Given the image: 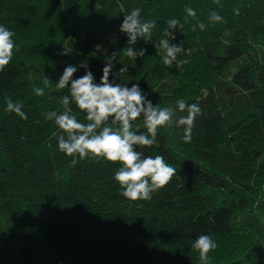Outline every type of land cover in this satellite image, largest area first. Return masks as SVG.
<instances>
[{
  "label": "trees",
  "instance_id": "obj_1",
  "mask_svg": "<svg viewBox=\"0 0 264 264\" xmlns=\"http://www.w3.org/2000/svg\"><path fill=\"white\" fill-rule=\"evenodd\" d=\"M136 7L142 19L156 22L152 42L166 38L181 46L187 51L178 59L186 63L164 65L142 39L133 47L147 49L143 58L125 55L127 36L119 28ZM212 11L221 22L210 21ZM172 18L181 25L174 39L164 36ZM0 25L14 33L18 48L0 72V101L45 87L41 65L28 61L33 55L48 62L47 77L56 85L68 65L77 67L73 79L90 70L99 83L115 53L111 82L138 83L162 108L184 99L202 110L190 143L174 118L159 129L156 144L137 149L162 155L176 175L151 200L131 201L113 178L118 164L59 151L63 133L45 114L63 111L67 88L51 84L43 97L21 100L27 120L7 112L5 103L0 264H200L192 244L201 234L222 244L209 253L211 264H264V0H0ZM124 65L128 71L120 74ZM133 131L146 132L142 118ZM25 232L28 240L13 236Z\"/></svg>",
  "mask_w": 264,
  "mask_h": 264
},
{
  "label": "clouds",
  "instance_id": "obj_2",
  "mask_svg": "<svg viewBox=\"0 0 264 264\" xmlns=\"http://www.w3.org/2000/svg\"><path fill=\"white\" fill-rule=\"evenodd\" d=\"M187 15L196 16V11L186 6ZM141 8H133L129 14L123 16L119 31L127 36L125 55L130 60L143 58L146 48L135 49L133 46L138 39L146 44L152 42V30L156 26L154 20H144L141 17ZM239 14V10H236ZM212 22H221V17L212 11L209 17ZM164 36L173 39L174 30L180 25L176 18L167 20ZM197 26H193V31ZM201 30L206 25L198 24ZM14 33L6 26L0 25V72L12 61L18 51L13 40ZM153 43V42H152ZM157 54L162 56L163 64L172 67L173 64L186 63L178 59L181 53L187 50L177 44L170 43L169 39L161 38L153 43ZM116 54L108 58L102 69L103 75L99 83L95 82L93 73L88 70L82 77L73 79L77 67L68 65L56 81L57 89H68V94L62 96L59 103L63 111H49L46 119L54 121L63 134L58 136V149L69 157L78 156L80 160L87 158L104 159L118 164L114 172V180L121 189L120 195L127 200H151L153 194L167 186L176 175V168L165 161L162 155L145 156L138 148L152 147L157 142L159 129L174 122L177 127H183V142L192 141L193 128L202 110L197 103H187L184 99L175 102L174 107H159L148 99L139 87V84H126L111 82L113 60ZM81 67L87 69V64L82 62ZM128 71V65L119 69L123 74ZM51 79L43 77V85L50 87ZM70 85V87H69ZM45 87L33 89L36 96L43 97ZM74 104L85 114L87 123L80 122L72 113L70 105ZM6 111L15 113L20 119L27 120L28 115L22 110L23 105L13 102L11 98L6 101ZM177 112L186 115L177 116ZM142 118L146 132L133 131V123ZM217 247L211 236L199 235L192 248L198 252L200 264H211L209 253Z\"/></svg>",
  "mask_w": 264,
  "mask_h": 264
},
{
  "label": "rangeland",
  "instance_id": "obj_3",
  "mask_svg": "<svg viewBox=\"0 0 264 264\" xmlns=\"http://www.w3.org/2000/svg\"><path fill=\"white\" fill-rule=\"evenodd\" d=\"M37 33V30H32L31 31V34H36ZM29 62L31 63H34V64H40L41 67H42V70L43 72L47 75V76H50V75H53V71L51 69V67L49 66L48 62L41 56L39 55H33L32 57H30L28 59ZM50 84H52V86H55V78H52L51 81H50ZM35 87L33 86V89ZM33 89H27V90H23L22 92L18 93L16 96H12V97H9L13 100V102H20L21 100H23L24 98H26L27 96H29L30 94H33L34 91ZM35 94V93H34ZM9 98H6L4 99L3 101L1 100L0 101V107L4 106L6 101L9 99ZM6 106V105H5ZM188 152H190V146H186L184 144L183 146ZM24 234H28L29 237H30V234L28 232H25ZM222 246V244H217V247L215 249H220Z\"/></svg>",
  "mask_w": 264,
  "mask_h": 264
},
{
  "label": "water",
  "instance_id": "obj_4",
  "mask_svg": "<svg viewBox=\"0 0 264 264\" xmlns=\"http://www.w3.org/2000/svg\"><path fill=\"white\" fill-rule=\"evenodd\" d=\"M13 236L18 237V238H22L24 240H28L29 239V235L28 234H13Z\"/></svg>",
  "mask_w": 264,
  "mask_h": 264
}]
</instances>
